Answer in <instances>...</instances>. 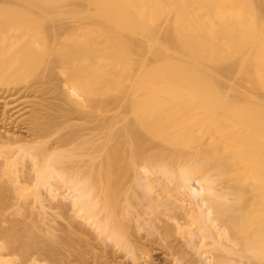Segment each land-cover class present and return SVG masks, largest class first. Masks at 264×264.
<instances>
[{
    "label": "bare ground",
    "instance_id": "1",
    "mask_svg": "<svg viewBox=\"0 0 264 264\" xmlns=\"http://www.w3.org/2000/svg\"><path fill=\"white\" fill-rule=\"evenodd\" d=\"M38 62L59 102L21 123L30 140L0 113V203L72 214L49 244L0 228V264L54 243L67 264H150L146 235L173 264H264V0H0V91Z\"/></svg>",
    "mask_w": 264,
    "mask_h": 264
},
{
    "label": "rangeland",
    "instance_id": "2",
    "mask_svg": "<svg viewBox=\"0 0 264 264\" xmlns=\"http://www.w3.org/2000/svg\"><path fill=\"white\" fill-rule=\"evenodd\" d=\"M33 71H35V74L32 75L26 82L19 85V87L21 88L19 93L15 94L14 91H12L11 93H8V92L3 93L2 91H0V99H4L3 102H0V113H2V111L5 108H7V109L11 108L13 110H11V112H9L10 116L12 115L11 117H13L14 119L17 120V121L15 120L16 123H18V122L20 123V125L18 124V126H17V124H15V126L10 127L11 133H13L14 130H16V133H18V136H24V137L29 136L28 140H30L31 137H30L29 133L26 131L27 129L21 123H23V121L27 120L28 118H30L32 116V113L38 107V104L58 103L59 102L58 98L60 96V93L54 88L53 85L46 83L48 77H46V75H45L46 73L42 71V68H40L39 62L35 65V67L33 68ZM29 87H30V89H28ZM33 88H35L36 90H32ZM1 95H2V97H5V98H1ZM86 121H87L86 119H79V118L74 117L72 123L77 124V125H83L86 128L88 126L86 124ZM0 129H1V127H0ZM1 131H2V129H1ZM91 132L86 131V130L84 131L85 134L91 133ZM96 133H98V132H94V134H96ZM50 140H52V139H50ZM76 155L77 156L75 158L76 159L75 162L67 164V167H75L76 165L78 167L81 165L84 166L85 163L87 161L89 162V160H90L82 152H76ZM21 201H20V199L14 198L13 195H11L8 198H6L2 203H0V228L8 229L11 232H13L14 234H16L17 236H19L20 241L23 244L30 243V242H33V243H35V242L41 243L42 242V243H47V244L52 243L53 242L52 237H50L45 232L48 228L53 229L52 232H54L58 236H65L66 235L69 217L72 214L71 211L67 212L66 216H62L60 214L59 210H57L55 208L53 209L52 206H54L53 205L54 203H50V202L46 201L45 202L46 206L44 208L45 210L41 211L42 213L45 212L46 214L44 213V219H43V222L41 223L40 220L38 221V216H36L35 213H34L35 216L32 215L30 213L31 211L28 210L29 209L28 206L24 205L23 202H22V204H23L24 209H22V211L18 214L15 213V209H17L19 204L21 205ZM26 204H27V202H26ZM39 206H37V204H36L35 207H39ZM19 208H20V206H19ZM21 208H22V205H21ZM142 209H144V208H142ZM142 209L139 208V210L142 212L146 211V207H145L144 211ZM39 210H40V208L35 210V212L37 213V211H39ZM159 210H161L162 212L164 211V209L162 210L161 208ZM161 211H158V215L156 214L158 217L156 215L154 218H153L154 215H152V217L151 216L150 217L152 220H154L155 218H158V220L161 219V222L164 221V223H166L165 221H169V220H167V218L165 219V217L163 219L162 215L160 214ZM159 214L161 217L159 216ZM58 215H61L62 217L58 216ZM144 216L146 217L148 215H144ZM144 216H143V219H145L146 223H147V220H149L150 217H149V219L146 217L147 218L146 219ZM151 219H150V221H148V223L149 222L151 223V221H152ZM153 222L157 226H158V224H160V221L158 222V221L154 220ZM164 223H161L159 226H162V224L164 225ZM170 223L173 224L172 222H170ZM148 227H147V230H150V231H155L153 229H156V228L152 227V230H151L150 228L148 229ZM143 232H141V233H143ZM141 235H143V234H141ZM145 235H143V237ZM146 236L144 238L145 240L142 239L143 241L142 240L141 241H142V244H144V246H145V244H147V246H145V249H147L148 251L150 250L149 253H150L151 257H150V260H148L150 262V264L151 263L152 264H173L171 262V259H173V258L169 255L166 256L167 251L164 253L163 250H165V249H163L162 246H158V243H159L158 240H156L158 242V243H156L155 239H154V242H155L154 243L152 236L147 237L148 239H146ZM72 237H74V236H72ZM148 240L150 242H148ZM151 240H152V242H151ZM144 241H147V243L146 242L143 243ZM180 241H181V238H180ZM181 243H183V241ZM54 244L57 248L56 255L54 257V260H48L47 264H67L68 258L73 260V257H69L70 253L68 251H66L65 245H60L58 243H54ZM95 244H96V247L98 246V248H96V250L100 251L101 249H99V247L102 248V246L105 245V242H101L100 239H96ZM175 244L179 245L180 242H179V244L178 243H175ZM179 247L181 248L180 245H179ZM190 252H191V255L194 254L195 255L194 257L197 258L196 254L193 253L194 251H190ZM41 253L43 255L49 254L48 252H44V250H42ZM116 253L114 254V256H116V257L113 256V258L116 259V260H114L116 262H113L114 264L115 263L119 264L118 262H121V264L122 263L123 264L133 263V262H131V260H129L128 256L127 257L122 256V254L124 255V253L121 252V254H120L118 251H116ZM216 253H218V252H216ZM170 257H171V259L169 260ZM71 264H78V263L76 261H72Z\"/></svg>",
    "mask_w": 264,
    "mask_h": 264
}]
</instances>
